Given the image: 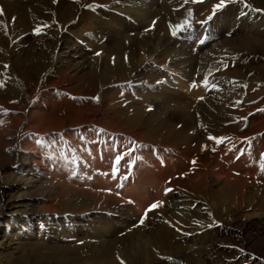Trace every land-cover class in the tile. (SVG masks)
Here are the masks:
<instances>
[{
  "label": "bare ground",
  "instance_id": "1",
  "mask_svg": "<svg viewBox=\"0 0 264 264\" xmlns=\"http://www.w3.org/2000/svg\"><path fill=\"white\" fill-rule=\"evenodd\" d=\"M87 1L92 6L88 12L82 7ZM220 4L221 0H67L63 5H50L42 0H0V9H3L0 15V74L4 71L11 79L10 86L0 88V92L17 97L19 81L29 83L55 62L58 73L63 74L53 88L57 91L53 93L52 88L45 86L35 107L56 97V92L67 98H81L83 93L62 86L85 75L99 82L101 87L125 91V100L131 109L128 112L114 111L107 108L105 93L102 92L98 99V93L90 92L87 95L93 102V109L68 106L70 134L65 132L67 118L50 126L52 117L34 111L23 117L13 115L10 123L0 128V144L7 140L6 137L17 133L24 117L25 131L65 132L66 137L77 134L82 139L83 149L93 151L94 158L102 161L97 173L107 175L108 192L92 195L88 191L65 189L57 183L42 158L46 150L44 143L49 138L29 140L31 145L22 152L20 172L49 181L45 183L48 191L65 193L72 205H88L90 208L107 205L110 210L118 212L126 208L129 215L138 211L129 205L124 206L113 194L121 182L118 176L120 159L117 162L119 153L135 149L148 137L146 141L150 145H163L165 151H170L176 159L188 155L194 161L192 152L182 147L185 143L200 145L218 131L239 136L231 127L232 118L245 117L253 113L255 107L264 105V0H245L244 3L223 0V5L217 8ZM190 23H199V26L186 36L177 32L180 29L177 26L186 27V30ZM85 31L89 33L80 36ZM173 31L177 34L173 35ZM186 38L188 44L184 42ZM75 41L78 44L87 41L85 47L93 56L80 54L83 45L77 48L69 45ZM195 42L199 44L194 45ZM72 57L82 59V62L75 63L80 68L73 75H64L70 64H74ZM18 74L22 76L20 80H17ZM46 83L51 86V78ZM215 88L220 91L207 97ZM113 97L115 95L109 96L110 99ZM61 105L58 104L57 109H62ZM100 107H103L104 114L94 122L93 116L87 113ZM7 108L18 110L19 106L9 103ZM255 116H263V113L255 112ZM131 125H139L142 130H135ZM150 153L151 157L144 159L145 169L153 170L168 162V155L153 150ZM202 168L206 173L197 174L195 179L200 181L207 175L208 182L218 186L240 190L247 178L232 173L231 165L224 161H219L217 166L206 164ZM164 180L161 173L160 189L166 187ZM133 181L134 176L130 175L129 183L132 185ZM131 188L134 189L124 188V192L133 199L132 193H137L138 189ZM159 207L155 210L159 211ZM52 209V206L44 208L47 212ZM84 220L91 224L87 231L66 227L58 231L52 228L20 230L13 237L26 236L46 249L40 252L44 256H53L66 245L72 246L71 242L78 236L97 244L113 242L120 233L115 213L95 218L89 215ZM202 224L204 230L211 231L210 222L204 220ZM181 249L176 244V254L187 256ZM200 252L189 257H196L198 264H208ZM225 252L224 249H214L206 255ZM140 254H147V249ZM125 256L120 254V260Z\"/></svg>",
  "mask_w": 264,
  "mask_h": 264
},
{
  "label": "rangeland",
  "instance_id": "2",
  "mask_svg": "<svg viewBox=\"0 0 264 264\" xmlns=\"http://www.w3.org/2000/svg\"><path fill=\"white\" fill-rule=\"evenodd\" d=\"M42 2L50 5L67 4V0ZM82 7L87 12L92 9L89 1ZM198 24L190 23L186 30V27L180 28L177 32L186 36ZM88 33L89 31H85L80 36ZM188 40L186 38L183 41L188 44ZM86 43L87 41H81L78 44L75 41L74 44L69 42V45L76 48L83 45L80 54L93 56L92 51L85 47ZM196 44L199 42L194 45ZM71 61L74 64L67 65L69 68L64 75H73L79 70L80 67L75 63L82 62V59L72 57ZM57 66L53 62L49 70L34 76L29 83L19 81L20 93L17 97L12 98L5 92H0V128L10 123L11 116L23 117L34 111L38 115L52 117L50 126L67 118L65 132L70 134L67 116L69 107L93 109V102L87 95L90 92L98 93V99L102 92L105 93L108 97L107 108L125 112L131 110L125 100V91H118L114 87H101L99 82L85 75H80L79 79L62 86L71 88L73 92L83 93L81 98H67L56 92V97L35 107L37 98L44 94L45 86L52 88L53 93L57 91L53 88L63 75L58 73ZM17 77V80L22 78L19 74ZM50 78L52 85L47 86L46 80ZM10 81L9 75L3 71L0 74V88H8ZM219 91L220 89L215 88L207 97ZM110 95H115L114 99H110ZM9 103L19 106L18 110H8ZM58 104H63L64 107L61 105L63 108L57 109ZM254 109L253 113L245 117L232 118L231 127L239 136L218 131L211 136L215 139L209 138L200 145L185 143L182 147L192 152L194 161L188 155L176 159L174 154L170 155V151H165L163 145H150L146 141L148 137L137 144L135 149L130 148L119 153L118 157L124 154L126 156L118 163L121 182L116 185L113 194L124 206L129 205L138 211L129 215L126 214V208L118 212L110 210L107 205L96 208L72 205L66 199L65 193L48 191L45 183L49 181H43L30 173H21L19 166L23 164L22 152L26 146L31 145L29 140L49 138L44 143L46 150L42 158L57 183L65 189L88 191L92 195L108 192L107 175L97 173L102 161L94 158L93 151L83 149L82 139L77 134L66 137L65 132L25 131L24 117L17 133L6 137L7 140L0 144V264H60L62 261H67L68 264H198L196 257H189L198 251H201L200 255H204L208 264H264V105ZM242 110L240 107V112ZM255 112L260 115L263 113V116L257 117ZM87 114L93 116L94 122H97L103 116L104 109L100 107ZM133 128L142 130L139 125ZM78 129L79 127L74 131L78 132ZM33 148L36 150L35 145ZM151 150L168 155V162L153 170L145 169L144 159L151 157ZM219 161L231 165L232 173L237 176L247 177L240 190L210 184L207 175L200 181L195 179L197 174L206 173L202 168L204 165L217 166ZM161 173L166 184L164 189H160L158 184ZM130 175L134 176L132 185L129 183ZM129 187L130 191L134 189L131 187L138 189L137 193H132L133 199L124 192V188ZM166 189L171 191L166 193ZM157 202L159 211L155 208L146 211ZM47 206L53 207L51 212L44 210ZM110 213H115L119 220L120 231L110 243L99 241L100 243L93 244L87 237L78 236L71 242L72 246L66 245L64 250L53 256H44L40 252L46 249L28 240L26 236L13 237L20 230L27 232L52 228L58 231L66 227L87 231L91 224L89 220H84L85 217H107ZM204 220L211 223L210 232L204 230ZM176 244L182 247L181 251L187 256L176 254ZM144 248L147 249V254L141 255ZM214 249H224L226 252L216 256L206 255ZM120 254L126 256L120 260ZM240 256L242 258L239 260Z\"/></svg>",
  "mask_w": 264,
  "mask_h": 264
},
{
  "label": "snow or ice",
  "instance_id": "3",
  "mask_svg": "<svg viewBox=\"0 0 264 264\" xmlns=\"http://www.w3.org/2000/svg\"><path fill=\"white\" fill-rule=\"evenodd\" d=\"M222 5H223V0H221V4L220 5H217V8L221 7ZM2 14H3V9H0V15H2ZM181 27H183V26H177V28H181ZM176 34H177L176 31H173V35H176ZM209 138L210 139H215L213 137H209ZM121 158L122 157H118L117 158V162H119V159H121ZM165 191L167 193L168 191H171V190L170 189H166ZM158 204H159V202H157L156 204L151 205L150 208L148 210H146V211H150V210L156 208L158 206Z\"/></svg>",
  "mask_w": 264,
  "mask_h": 264
}]
</instances>
